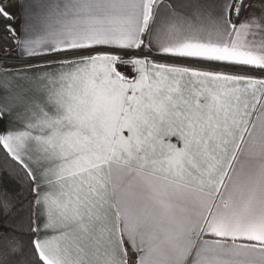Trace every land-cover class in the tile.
<instances>
[{"label":"snow or ice","instance_id":"obj_1","mask_svg":"<svg viewBox=\"0 0 264 264\" xmlns=\"http://www.w3.org/2000/svg\"><path fill=\"white\" fill-rule=\"evenodd\" d=\"M0 176V264H264V0H0Z\"/></svg>","mask_w":264,"mask_h":264},{"label":"trees","instance_id":"obj_2","mask_svg":"<svg viewBox=\"0 0 264 264\" xmlns=\"http://www.w3.org/2000/svg\"><path fill=\"white\" fill-rule=\"evenodd\" d=\"M8 63L11 64H15L16 61L13 60H9ZM0 185H7L10 188H14L15 185L12 183V181L10 180V178L5 177V176H0Z\"/></svg>","mask_w":264,"mask_h":264},{"label":"crops","instance_id":"obj_3","mask_svg":"<svg viewBox=\"0 0 264 264\" xmlns=\"http://www.w3.org/2000/svg\"><path fill=\"white\" fill-rule=\"evenodd\" d=\"M11 60L16 61L15 59H11Z\"/></svg>","mask_w":264,"mask_h":264}]
</instances>
